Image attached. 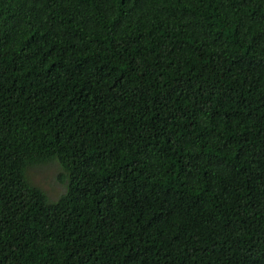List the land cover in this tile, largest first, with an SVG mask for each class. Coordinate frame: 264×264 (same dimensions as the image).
I'll use <instances>...</instances> for the list:
<instances>
[{
    "label": "trees",
    "instance_id": "16d2710c",
    "mask_svg": "<svg viewBox=\"0 0 264 264\" xmlns=\"http://www.w3.org/2000/svg\"><path fill=\"white\" fill-rule=\"evenodd\" d=\"M0 264H264V0H0Z\"/></svg>",
    "mask_w": 264,
    "mask_h": 264
},
{
    "label": "rangeland",
    "instance_id": "374dc122",
    "mask_svg": "<svg viewBox=\"0 0 264 264\" xmlns=\"http://www.w3.org/2000/svg\"><path fill=\"white\" fill-rule=\"evenodd\" d=\"M27 175L30 182L43 190L50 200L56 199L65 190L66 179L55 163L32 168Z\"/></svg>",
    "mask_w": 264,
    "mask_h": 264
}]
</instances>
